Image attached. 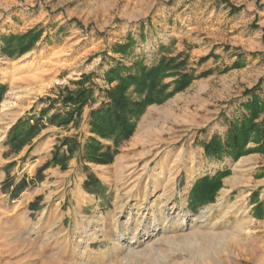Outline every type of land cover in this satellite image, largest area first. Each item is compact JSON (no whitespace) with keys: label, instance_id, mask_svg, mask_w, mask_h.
I'll list each match as a JSON object with an SVG mask.
<instances>
[{"label":"rangeland","instance_id":"obj_1","mask_svg":"<svg viewBox=\"0 0 264 264\" xmlns=\"http://www.w3.org/2000/svg\"><path fill=\"white\" fill-rule=\"evenodd\" d=\"M232 6L242 9L231 14ZM30 7L40 10L31 24L40 40L22 56L0 54V83L7 86L0 103V264H264V218L250 210L253 174L237 171L243 156H227L226 164L204 149L226 119L243 111L246 89L261 81L264 95V0H37ZM129 34L137 40L132 52L113 54L112 45ZM179 52L193 63L212 53L198 69L213 73L148 106L111 164L85 163L101 180L97 193L84 187L87 172L77 152L66 168H43L64 137L84 143L90 135V113L104 101L99 87L108 86L112 57L149 65ZM83 75H92L87 85L95 94L78 124L64 128L45 118L32 147L12 153L10 129L39 115L66 87L77 89ZM60 109L55 103L48 116ZM148 115L149 131L137 141ZM75 159L61 189L57 172L47 170L68 173ZM227 165L231 176L246 174L248 185L227 192V175L215 202L191 206L186 182ZM22 179L26 187L12 196L5 183Z\"/></svg>","mask_w":264,"mask_h":264},{"label":"trees","instance_id":"obj_2","mask_svg":"<svg viewBox=\"0 0 264 264\" xmlns=\"http://www.w3.org/2000/svg\"><path fill=\"white\" fill-rule=\"evenodd\" d=\"M242 8L232 6L231 14L239 12ZM143 34V33H141ZM42 32L37 28L24 34L10 35L3 40L2 54L10 57L22 56L29 52L40 40ZM143 38V35H142ZM137 40L129 34L124 42L112 45L113 54L128 56L134 49ZM162 49H167L165 46ZM214 56L212 53L201 57L197 63L190 61L185 52L178 54H163L152 63L146 64L139 59L130 65L112 57V65L104 74L108 86L100 88L104 101L90 113V135L83 143L78 136H66L61 141V147L56 148L53 158L43 168L50 164L61 165L66 168L67 162L77 152L84 161V170L87 179L84 187L91 193L101 189V180L85 163L111 164L121 145L134 134L140 116L148 106L163 104L175 94L186 90L195 80L207 77L213 69L199 71L198 66ZM242 63H235L232 67H241ZM232 67L223 69L228 71ZM92 75H83L74 84L77 89L66 87L57 99H52L51 105L37 116L20 119L9 131L8 142L10 150L19 154L27 145L32 147L33 139L41 132L47 118V123L67 128L70 124H78L84 107L92 101L95 91L93 85H87ZM261 81L243 93L248 99L243 103L242 110L232 118L226 119L227 132L223 137L216 133L204 144L206 156L222 160L230 156L238 160L242 156L264 151V95L259 93ZM7 86L0 83V103L2 102ZM61 103L65 110H58L48 116L55 103ZM48 116V117H47ZM104 140L111 143H104ZM255 142L256 147L249 144ZM66 146V153L62 147ZM31 149V148H30ZM230 174V170H218L214 175H206L198 179L190 190V204L198 208L216 201L218 191L222 187V179ZM11 190L12 196H18L26 187L25 179L16 183H5Z\"/></svg>","mask_w":264,"mask_h":264},{"label":"crops","instance_id":"obj_3","mask_svg":"<svg viewBox=\"0 0 264 264\" xmlns=\"http://www.w3.org/2000/svg\"><path fill=\"white\" fill-rule=\"evenodd\" d=\"M37 0H0V44L3 45L4 38L10 35H20L26 33L28 30L35 27V25H31L34 21L39 18V11L38 7L31 8V5H36ZM5 27L7 28L5 31ZM24 30V31H22ZM6 32V33H3ZM0 45V54H2L1 46ZM223 132L217 131L218 133L222 134L223 136L226 135L227 132V125L223 128ZM29 146V145H27ZM262 154L264 153H252L247 156H243L237 163V171H246L248 173H252L255 182L253 190L250 191V197L253 198L250 204L251 214L257 219L264 218V162H257L259 158H261ZM228 160H231L229 157L225 156L220 162L221 163H228ZM74 161V163H73ZM232 161H234L232 159ZM235 162V161H234ZM77 163V160H71L69 164V171L68 173H61L58 169H48L47 174L50 176L52 170L53 172H57L58 174V182L60 183V188H64V183L68 175H70L74 170V164ZM230 167L227 165L224 169L220 171L229 170ZM218 170H214L212 172H204L198 174L195 180L192 182H186V192L188 193L189 190L192 188L193 184L200 178L206 175H214ZM83 172H79V174ZM246 175V174H244ZM243 175V176H244ZM243 176L237 177V175H229L223 180V188L227 192L232 191L233 187H237L238 185H248L246 183L245 178ZM87 179V174L84 176ZM245 183H242V182ZM253 182V181H252ZM249 184L250 179H249ZM227 195V193L225 194ZM226 199V198H225ZM236 200H234L235 202ZM236 203V202H235Z\"/></svg>","mask_w":264,"mask_h":264},{"label":"bare ground","instance_id":"obj_4","mask_svg":"<svg viewBox=\"0 0 264 264\" xmlns=\"http://www.w3.org/2000/svg\"><path fill=\"white\" fill-rule=\"evenodd\" d=\"M152 123L150 115L146 117L140 124L139 132L137 134L136 140H141L142 136L149 131V127ZM124 161V157L119 158V164ZM164 165V164H163ZM164 167V166H163ZM169 170V169H168ZM225 201V197L221 198V202Z\"/></svg>","mask_w":264,"mask_h":264}]
</instances>
